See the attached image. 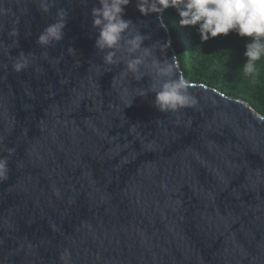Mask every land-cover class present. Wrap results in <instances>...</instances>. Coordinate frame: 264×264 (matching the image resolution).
Returning a JSON list of instances; mask_svg holds the SVG:
<instances>
[{"label":"water","instance_id":"95a60500","mask_svg":"<svg viewBox=\"0 0 264 264\" xmlns=\"http://www.w3.org/2000/svg\"><path fill=\"white\" fill-rule=\"evenodd\" d=\"M95 4L0 0V264H264V116L195 82L196 106L158 111L136 96L148 77L104 64ZM59 8L64 37L41 47ZM124 18L170 41L136 0Z\"/></svg>","mask_w":264,"mask_h":264},{"label":"clouds","instance_id":"9594fccd","mask_svg":"<svg viewBox=\"0 0 264 264\" xmlns=\"http://www.w3.org/2000/svg\"><path fill=\"white\" fill-rule=\"evenodd\" d=\"M55 2L56 0H38V9L48 13ZM130 2L131 0H96L91 8V27L96 33L95 48L103 53L104 64L122 63L124 73H130L137 81L148 77V87L138 89L136 96L154 93L152 104L162 113H176L183 108L196 106L198 101L190 92V81L177 74L175 56L169 58L166 55L170 41H156L145 45L144 41L150 40L151 35L142 33L131 19L124 18L125 6ZM136 7L145 16L174 9L179 17V24L196 26L202 42L221 34L227 36L230 32L249 38L244 46L245 61L241 72L245 78L255 79L257 76V62L264 58V0H136ZM68 18L66 9H57L56 18L43 28L36 44L45 48L55 46L64 37L63 30ZM10 34L18 36L15 31ZM68 52L71 54L75 49L69 47ZM28 66L27 56L22 53L13 68L19 72ZM132 102L133 99L128 106ZM12 151L9 149L10 154ZM8 171L7 158L0 157V181L8 178ZM61 259L67 264L65 254L61 255Z\"/></svg>","mask_w":264,"mask_h":264},{"label":"trees","instance_id":"16d2710c","mask_svg":"<svg viewBox=\"0 0 264 264\" xmlns=\"http://www.w3.org/2000/svg\"><path fill=\"white\" fill-rule=\"evenodd\" d=\"M162 17L168 27L170 43L179 69L190 82L213 87L225 95L240 98L264 116V58L257 62L255 79L245 78L241 66L247 39L235 32L201 41L196 26H181L174 9H166Z\"/></svg>","mask_w":264,"mask_h":264}]
</instances>
